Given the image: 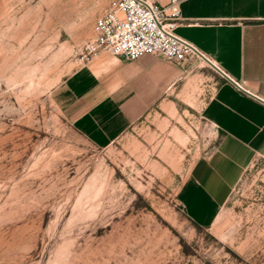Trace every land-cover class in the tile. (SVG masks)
<instances>
[{"label":"rangeland","instance_id":"obj_1","mask_svg":"<svg viewBox=\"0 0 264 264\" xmlns=\"http://www.w3.org/2000/svg\"><path fill=\"white\" fill-rule=\"evenodd\" d=\"M105 1L0 0V264H264V154L210 226L178 202L218 139L201 103L98 147L52 101Z\"/></svg>","mask_w":264,"mask_h":264},{"label":"crops","instance_id":"obj_2","mask_svg":"<svg viewBox=\"0 0 264 264\" xmlns=\"http://www.w3.org/2000/svg\"><path fill=\"white\" fill-rule=\"evenodd\" d=\"M113 1L91 11L94 24ZM169 1L155 0L161 6ZM180 7L177 34L224 73L206 62L153 54L127 60L102 51L77 62L51 89V99L98 147L112 144L149 110L201 103L200 113L218 139L193 162L177 197L189 219L208 227L249 165L264 154V0H182ZM205 90L211 93L202 97Z\"/></svg>","mask_w":264,"mask_h":264},{"label":"built area","instance_id":"obj_3","mask_svg":"<svg viewBox=\"0 0 264 264\" xmlns=\"http://www.w3.org/2000/svg\"><path fill=\"white\" fill-rule=\"evenodd\" d=\"M181 1L170 0L165 6L155 0L113 1L96 20L93 37L80 47V61L88 62L102 51L127 60L153 54L175 62H206L221 71L199 48L177 34Z\"/></svg>","mask_w":264,"mask_h":264}]
</instances>
